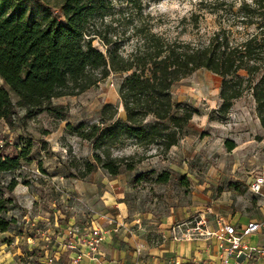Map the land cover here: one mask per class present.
I'll return each mask as SVG.
<instances>
[{
    "label": "rangeland",
    "instance_id": "374dc122",
    "mask_svg": "<svg viewBox=\"0 0 264 264\" xmlns=\"http://www.w3.org/2000/svg\"><path fill=\"white\" fill-rule=\"evenodd\" d=\"M135 1L110 0V14L104 18L116 30L113 38L119 39L124 56L138 43L136 26L137 30L156 33L166 41L179 39L192 45L203 44L219 26L228 27L232 20L229 6L234 4L235 8L240 0H220L223 8L219 10L214 9L219 4H213L214 0ZM60 2L27 0L25 6L34 18L50 15L64 21ZM238 29L244 30L241 26ZM92 43L106 50L100 37H95ZM123 75L110 72L107 78L79 94L54 97L52 103L63 106L62 117L43 111L26 118L24 109L17 108L12 125L0 120L1 155L14 156L27 139L32 141L30 160L21 158L18 167L0 172V195L12 198L5 213L17 219L10 229L0 231V264H62L61 253L58 258L45 255V249L57 251L56 223L60 214L64 210L82 213V226H77L78 230L90 225L86 223L89 217L77 169L84 159H92L93 149L91 142L70 132L66 123L97 121L105 102L116 105L117 116L124 117L118 94ZM220 84L221 77L205 68H198L173 83V99L188 104L196 112L183 129V139L168 150V157L160 153L143 159L142 167L156 170L145 171L151 173L138 181L135 192L130 193L134 195L130 197L132 214L137 208L151 209L159 216L176 213L173 223L168 224L169 231L178 222L191 220L188 224H194L202 214L195 192L230 186L249 170L255 174L264 171V128L257 117L253 96L245 92L221 116L217 112ZM227 139L236 142V147L228 148ZM135 151L140 154L142 148L131 142L112 148L113 155ZM167 166L168 180L157 181L158 173ZM13 177L17 183L9 193L6 184ZM135 196L139 199L137 203L133 202ZM43 229L48 231L42 235ZM5 253L10 255L4 256Z\"/></svg>",
    "mask_w": 264,
    "mask_h": 264
},
{
    "label": "trees",
    "instance_id": "16d2710c",
    "mask_svg": "<svg viewBox=\"0 0 264 264\" xmlns=\"http://www.w3.org/2000/svg\"><path fill=\"white\" fill-rule=\"evenodd\" d=\"M26 1L0 0V120L12 125L17 108L24 109L26 118L43 111L62 117L63 106L53 104L54 97L79 94L110 72L124 73L118 85L124 117L117 116L116 105L105 102L97 121L66 123L70 132L91 142L93 149L92 159L82 161L77 176L95 167L116 175L132 170L148 156L168 151L196 112L174 100L171 87L198 68L221 77L217 108L221 116L235 99L250 92L264 128V0H240L235 8L231 4L228 27L219 26L203 44L166 41L136 26L138 43L125 56L119 39L113 38L112 23L104 22L110 14V0H61L64 21L50 15L34 18L26 11ZM219 8H223L220 3L214 6ZM97 36L106 45L105 51L93 45ZM128 142L142 152L113 155L112 148ZM226 144L233 148L235 142L227 139ZM31 145L27 139L16 155L0 154V172L18 167L21 158L30 160ZM151 149L155 151L148 152ZM151 172L135 175L133 180L140 181ZM156 180L167 181L168 171L161 170ZM16 183L11 178L6 190L10 193ZM11 199L0 195V231L16 222L5 213Z\"/></svg>",
    "mask_w": 264,
    "mask_h": 264
},
{
    "label": "crops",
    "instance_id": "0c3cea01",
    "mask_svg": "<svg viewBox=\"0 0 264 264\" xmlns=\"http://www.w3.org/2000/svg\"><path fill=\"white\" fill-rule=\"evenodd\" d=\"M183 137V134L178 133L177 142L172 147L176 146ZM158 154L161 155L157 153L154 157ZM164 155L168 157V151ZM143 161L132 170H123L116 175L108 173L101 167H95L87 175L79 177L78 185L83 190L85 213L88 212L89 217L86 223L90 222V225L78 230L77 226H82V213L72 214L69 210H64L60 214L61 219L56 223L57 231H59L56 234L57 251L53 253L52 250L48 252V249H45V255L49 258L52 256L58 258L61 253L62 264H96L86 256H82L78 262L73 261L77 250L67 246V243L73 240L67 235V230L77 229V236H79L90 227L99 226L104 230V238L98 247L97 254L104 262L135 264L138 261L142 264H167L174 257L180 258L182 264L217 262L220 250L214 236L196 240L172 239L169 226L173 223L176 213L170 212V214L159 216L151 209L146 211L138 208L134 214L131 213L130 197L134 195L130 193L135 192L138 182L133 180L134 176L145 171L156 170L151 166L142 167ZM162 170L168 171V166ZM257 175L249 170L239 182L232 183L230 186L217 187L208 192L204 188L200 192H195L208 229H216L219 219L233 224L237 229L244 227L250 221H256L260 223V227L245 235L244 240L252 245L264 246V199L249 188V184ZM133 199L136 203L139 200L138 196ZM207 209L212 214H209ZM206 214L209 216L206 217ZM47 231L48 229H43L41 234ZM77 245L79 249H85L83 244ZM6 255L10 254L5 253L4 256ZM242 264H264V255L243 260Z\"/></svg>",
    "mask_w": 264,
    "mask_h": 264
},
{
    "label": "built area",
    "instance_id": "2783aa9c",
    "mask_svg": "<svg viewBox=\"0 0 264 264\" xmlns=\"http://www.w3.org/2000/svg\"><path fill=\"white\" fill-rule=\"evenodd\" d=\"M249 188L264 199V173L255 176L249 184ZM189 222L192 221H182L172 225L170 235L174 240H192L214 236L220 250L219 260L209 264H242L243 260H251L256 256L264 255V246L252 245L244 240L245 235L258 230L259 222L250 221L244 227L237 229L233 224L219 219L218 227L214 230L206 227V219L202 214L198 219H195L194 224H188ZM67 235L73 238L67 243V246L77 250L74 262H78L82 256H86L96 264H113L102 261L97 254L98 247L104 238V230L101 227H90L79 236H77V229L69 228ZM79 243L83 244L85 249H79L77 245ZM135 264L142 263L136 261ZM167 264H182V260L174 257Z\"/></svg>",
    "mask_w": 264,
    "mask_h": 264
}]
</instances>
